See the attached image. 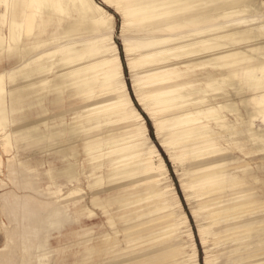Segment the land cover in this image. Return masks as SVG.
I'll return each mask as SVG.
<instances>
[{
	"label": "bare ground",
	"instance_id": "6f19581e",
	"mask_svg": "<svg viewBox=\"0 0 264 264\" xmlns=\"http://www.w3.org/2000/svg\"><path fill=\"white\" fill-rule=\"evenodd\" d=\"M123 2L130 17L126 30L133 33L121 40L135 101L153 117L174 165H187L188 179L185 172L178 175L181 190L186 194L196 183L222 184L225 190L215 199L222 211L217 222L225 233L245 231L226 254L207 259L212 264L234 258L238 252L232 244L251 242L237 264H264V0ZM94 4L0 0V264H49L54 257L41 230L44 223H56L51 217L57 201L31 183L16 181V166H21L16 146L23 143L71 157L66 162L73 179L87 178L88 161L110 164L105 176L90 174L86 185H75L67 195L58 191L61 203L84 193L91 204L100 200L108 210L88 216L107 228L82 246L71 244L70 252L55 261L186 264L189 259L190 253H164L165 247L153 245L184 233L192 239V228L168 171L156 163L158 156L142 144L128 146L144 139L125 103L131 94L120 53L113 56L116 46ZM120 122L125 125L120 135L88 136ZM119 182H131L147 195L155 189L157 207L124 205L113 193ZM185 199L190 206V196ZM214 221L209 232L216 228Z\"/></svg>",
	"mask_w": 264,
	"mask_h": 264
},
{
	"label": "rangeland",
	"instance_id": "374dc122",
	"mask_svg": "<svg viewBox=\"0 0 264 264\" xmlns=\"http://www.w3.org/2000/svg\"><path fill=\"white\" fill-rule=\"evenodd\" d=\"M122 28L124 29L123 35H130V33H133L132 31L126 30L127 26L123 27L122 25ZM136 36L139 38L142 37L141 35H136ZM121 37H119L120 40H121ZM119 47L123 53L122 40H121ZM120 57H121L122 64L124 63L123 73H124L125 80L127 82L128 90L131 89V91L129 92L131 96H134L131 75L129 73L130 70L126 65L124 53L122 56L120 54ZM131 58H137V53H133L131 55ZM133 68L136 70L135 73L139 72L138 63H135ZM16 82L20 83L22 82V79L20 78L16 80ZM135 103L137 104L136 101ZM140 108L142 109V107ZM89 125H91V123ZM124 129H125L124 123H121V122L118 124L107 123L104 125V127L98 128L97 130L90 132L88 136L91 138H95V136H97L98 138H101L105 136L106 134H108L109 132H112L115 135H120ZM54 139H55L54 135L50 134L49 141L54 142ZM137 143L142 144V146H146L145 145L146 143L142 140L130 141L128 143V146H132ZM121 146L122 145H118V147H121ZM171 151H172V154L177 153L176 150H171ZM3 157L5 159V156ZM19 160L20 161L27 160L28 164L27 166H20V167L18 165L16 166V169H17L16 174H15L16 181L20 183H24V182L31 183L34 186L43 189L44 192L49 194L50 196L48 198L50 200L57 201L54 206V209L52 210V214L54 213L56 217L55 219L56 225L54 227L49 228V227H45V223H44L42 230H41V240L43 238V234L47 232L49 234V236L46 238L51 239V245L53 246L51 250L54 253V257L61 258L65 253L70 252L69 250H70L71 244H75V245L80 244L82 246L86 242H88L90 239H93L92 237L93 234H97L100 231L107 228L103 220H98V221L89 220L88 215H86L85 213V208L91 205V203L88 201V198L85 196L84 193H82L80 197H77L74 200H69V201L67 200L64 203L59 202L57 200V197L59 196L58 191L60 190H62L63 195H67L66 192L69 189H72L75 185L77 186L86 185L87 179H90V174L92 177L95 175L105 176L106 173L110 171L109 163L102 164L101 162H98V161H88L86 164L87 171H88L87 178L85 179L84 176H80L77 179H73L71 178L73 173H71L69 171L70 169L67 168V162L63 156H57L54 152H50V153L42 152L40 150L39 145L29 144V143H27V145H25L24 148L19 151ZM177 164H179V170L178 171L176 170V166L172 162L173 170L172 172L168 171V175H169L170 180L174 184L177 195L181 201L183 211L187 215L190 221V224L192 225L193 223L194 224L196 223L195 224V235H196V238L200 242H202L200 244L201 249L204 250V246L206 245L207 246L206 254L209 253L207 254L208 256H215V255L222 256L226 254L229 249L227 246L231 242H233L235 238H239V239L242 238L245 234V231L244 229L240 227L241 229L240 228L234 229L230 233H225V226L219 223L222 220V216H221L222 211L219 208V204L215 203L216 201L215 199L217 196L223 193L225 188H223L222 184H217V185L208 184V185L202 186L196 183L191 188H188L186 191V194L190 196V200H191V205L189 206V204H187L188 202L185 199L186 194L183 193V191L181 190L179 186V182H178V175L182 174L183 172L186 173V180L188 179L187 178L188 169L186 167L187 165L180 163V162H178ZM62 168H63V171H66V173L65 174L63 173L62 175H59L58 173V175H56V173L62 170ZM173 176L175 177V180H173L172 178ZM135 186L136 185L132 184L131 182H127V183L119 182L115 184L113 193L122 196V198L125 201L124 205H127L132 201V202H138L140 204L142 203L143 206L147 207L148 210L154 207H157V204H158L157 201L155 200L153 201V199L155 198V194H156L154 192L155 189L152 188L151 190H149L152 193L150 192L147 195L144 189L135 187ZM144 200H146V203H144ZM116 206H119L118 203L116 204ZM0 216L3 219V216L2 215ZM157 216L161 218L159 219L160 221H165V217L162 214H158ZM194 220L196 221L194 222ZM217 220H220V221L217 222ZM213 221L216 224V228L213 232H209L208 228H210L211 222ZM191 228H192V235H193V227L191 226ZM204 229L205 230L207 229V230L205 231ZM200 232H202V236H200ZM202 238L205 239V242L201 241ZM1 239H2V236H0V241ZM191 240H192L191 237H188L187 234L184 233L180 237H177V239L175 238L161 239L160 241H158L157 243L153 245L165 247L162 250V252L164 253L166 251L168 252L170 249L177 250V252L179 253H185V252L189 253L188 243ZM254 242L255 244H259V246L263 245L262 244L263 241H259V242L254 241ZM252 244L254 243H251V242L240 243L239 242V245L232 244V248L238 252L237 253L238 255L231 259L224 258L212 264H237L240 258L239 254L242 251V249H244L245 247L250 248L252 247ZM262 253H264V251L262 252L260 251V255ZM54 257L50 259L49 264H60V262L55 261ZM251 259L252 258L250 257L249 260Z\"/></svg>",
	"mask_w": 264,
	"mask_h": 264
},
{
	"label": "snow or ice",
	"instance_id": "6c2138e0",
	"mask_svg": "<svg viewBox=\"0 0 264 264\" xmlns=\"http://www.w3.org/2000/svg\"><path fill=\"white\" fill-rule=\"evenodd\" d=\"M39 6L47 8L60 7V5L57 4H41ZM94 8L105 21L106 29L111 36L110 44L116 46L113 49V56L115 57L118 52L122 56L123 53L119 47L121 43L119 37L124 34L122 25L126 27L130 19L126 12L127 5L123 0H95ZM129 91H131V89H129ZM125 103L132 108L134 115L136 116L146 146L152 150L154 155L158 156L156 163L160 165L162 170L172 172V160L174 158L171 157L167 141L162 135L158 134V131L153 124V117L148 115L138 104L135 103L134 96L129 95L125 97ZM262 151H264V149H262ZM66 160L70 163L71 157H66ZM176 170H179V164H176ZM172 178L175 180L174 176ZM97 209H101L105 212L108 210L104 202L94 199L92 204L85 208V213L88 216H94L96 215ZM191 226L193 227V238L189 242L190 254L186 264H210L206 254L207 246H204V250L201 249V242L195 235V224L193 223ZM193 245L195 247H193Z\"/></svg>",
	"mask_w": 264,
	"mask_h": 264
},
{
	"label": "crops",
	"instance_id": "0c3cea01",
	"mask_svg": "<svg viewBox=\"0 0 264 264\" xmlns=\"http://www.w3.org/2000/svg\"><path fill=\"white\" fill-rule=\"evenodd\" d=\"M92 1H94L95 2V0H92ZM85 8V6L83 5V9ZM87 11H88V9H87ZM89 13V12H88ZM74 15V14H73ZM25 145H27V143H23V144H20V145H17L16 146V156H17V160L18 161H20L19 160V151L21 150V149H23L24 148V146ZM20 163H21V166H27V164H28V161L27 160H23V161H20ZM1 215V214H0ZM0 219H2L1 218V216H0ZM51 219H52V221H55V219H56V217H55V214L53 213L52 214V217H51ZM56 225V223L55 224H52V225H47V226H45V227H54ZM0 236H2V239H1V241H0V246L2 245V243H3V241H4V237H3V234H2V232H0ZM49 236V234H48V232L47 233H45V234H43V238L45 239V240H47V243H48V245L52 248L53 246L51 245V239L50 238H46V237H48Z\"/></svg>",
	"mask_w": 264,
	"mask_h": 264
},
{
	"label": "trees",
	"instance_id": "16d2710c",
	"mask_svg": "<svg viewBox=\"0 0 264 264\" xmlns=\"http://www.w3.org/2000/svg\"><path fill=\"white\" fill-rule=\"evenodd\" d=\"M123 65H124V63H123Z\"/></svg>",
	"mask_w": 264,
	"mask_h": 264
}]
</instances>
